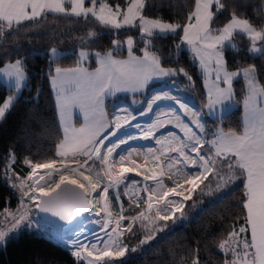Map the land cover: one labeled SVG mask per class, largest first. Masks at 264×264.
Here are the masks:
<instances>
[{"label":"snow or ice","instance_id":"6c2138e0","mask_svg":"<svg viewBox=\"0 0 264 264\" xmlns=\"http://www.w3.org/2000/svg\"><path fill=\"white\" fill-rule=\"evenodd\" d=\"M87 4L90 6H86V0H0V39H5V28L10 38L19 30L14 25L52 13L85 21L91 17L116 31L138 28L144 42L142 55L134 54L136 42L129 36L126 42L113 39L112 50L103 53L79 50L75 67L57 64L51 69L49 85L55 93L60 128L59 143L55 146L57 159L42 163L24 160L29 171L21 176L9 150L8 178L15 181L11 187L17 193L19 206L15 212L4 210L6 224L0 228V246L23 228H42L41 221L49 218L37 219L38 214L50 213L59 221L68 222L70 235L64 243L75 258L74 264H103L106 258L110 262L126 256L130 251L126 239L143 233V245L164 232L169 221L175 225L186 220V202L192 200L202 184L210 188L214 183L217 190H224L239 180L243 192L237 205L241 209L240 223L227 226L226 235L219 238L218 249L224 255L223 264H264V84L259 81L255 66L230 71L224 55L226 47H235L231 42L237 33L248 37L250 53L264 56V23L258 31L249 19L232 14L222 27H214L217 15L226 10L220 0H193L184 23L149 19L145 15L146 0H128L124 8L114 0H87ZM256 7L264 20V0ZM88 35L94 37L95 33ZM156 35L178 39L180 43L175 49L186 46L205 81L211 79L210 87L205 84L207 112L190 107L168 90L150 97L138 115L152 113L153 105L165 100L173 101L179 111L161 110L147 127L140 123L132 125L137 116L122 107L109 119L106 100L117 93L143 92L154 79L180 74L192 82V76L183 67L161 66L160 57L149 50ZM81 43L87 45L88 41L81 38ZM125 43L128 58L117 59L114 53L125 50ZM51 53L59 59L57 49L52 48ZM90 56L98 65L94 71L85 66ZM6 67L7 72L0 68V74L14 77L19 92L26 80L22 60ZM237 77L245 82L241 130L218 126L209 131L205 115L217 121L226 118L225 110L234 102L233 83ZM15 101L16 97L9 96L0 106V120ZM122 111L126 114L122 115ZM129 125L140 132L118 136ZM167 128L174 130L157 135V131ZM136 139L152 140L160 147L117 152ZM121 196H127V207ZM113 199L118 203L115 212ZM189 207H196L195 202ZM85 222L96 226L91 236L80 230ZM191 264L202 261L196 256Z\"/></svg>","mask_w":264,"mask_h":264},{"label":"trees","instance_id":"16d2710c","mask_svg":"<svg viewBox=\"0 0 264 264\" xmlns=\"http://www.w3.org/2000/svg\"><path fill=\"white\" fill-rule=\"evenodd\" d=\"M127 2L128 0H114L122 8L127 6ZM220 2L226 5V10L217 15L214 27H222L232 14H236L239 18L249 19L254 27L261 30L260 25L264 20L256 7L261 0ZM146 5L145 15L149 18L184 23L193 7V0H146ZM213 10L215 11V7ZM15 27L19 30L12 33L10 38L5 28V39H0V67L17 59L22 60L27 72V86L16 99L14 107L0 121V212L15 204L13 190L5 178L10 149L16 158L15 170L20 175L29 171L24 160L42 163L57 159L55 146L59 143L60 128L57 124L55 96L49 85L51 69L57 64L61 67L76 65L80 48L88 47L98 51L110 49L116 36L112 29L101 26L91 17L85 21L83 18L51 13L34 21H25L20 26L14 25ZM93 32L95 36L89 37L88 34ZM129 34L138 36V32L133 29L123 30L117 36L123 39ZM81 38L88 41L87 45L81 43ZM153 40V49L164 67H183L192 76L191 83L182 74L170 77L169 81L181 86L202 107L205 103L202 75L190 53L182 46L179 50L175 49L174 46L180 41L171 35H157ZM231 44L235 47L229 45L224 53L229 70L255 66L257 77L264 84V56L252 55L248 51L250 42L245 35L234 34ZM52 48L62 50L59 59H51ZM158 85L160 84L150 86L147 92ZM234 87L236 105L223 121L205 115L209 131H214L218 126L225 130H241L245 94L243 80L236 81ZM13 92V88L0 82V106ZM123 99L129 101L130 96L120 95L106 102L109 118L114 105ZM201 189L204 190L203 193ZM201 189L186 203V220L175 225L169 221V227L164 232L157 233L154 240L143 245L140 244L143 233L131 240L126 239L130 249L126 256L104 264H191L196 256H199L202 264H223L224 255L218 249L219 238L226 235L229 224L239 226L241 209L237 205L242 201V184L237 180L224 190H217L214 183L210 188L204 186ZM121 200L127 207V197L121 196ZM194 202L196 207L190 208ZM113 203L117 209L118 203L114 199ZM132 248L137 250L132 252ZM74 260L64 244L51 236L28 229L10 238L0 248V264H74Z\"/></svg>","mask_w":264,"mask_h":264},{"label":"rangeland","instance_id":"374dc122","mask_svg":"<svg viewBox=\"0 0 264 264\" xmlns=\"http://www.w3.org/2000/svg\"><path fill=\"white\" fill-rule=\"evenodd\" d=\"M86 6H90L89 4H87V0H86ZM214 7H215V6H214ZM49 14H50V13H49ZM51 14H52V13H51ZM61 15H62V14H61ZM148 18H149V17H148ZM149 19H159V18H149ZM241 19H244V18H241ZM159 20H161L162 22H166V23H168L167 21H164V20H162V19H159ZM131 29L136 30V31L138 32V36H135V35H131V34H129V35H126L123 39H120V38L117 36V35H118L119 33H121L123 30H131ZM257 30L259 31V29H257ZM112 31H113V32L115 33V35H116L113 39H119L121 42H126V40H127V38H128L129 36L133 37L134 41L136 42V43L134 44L133 52H134L135 55H142V51H140V49H142V48L144 47V42L142 41V39H141V37H140V31H139L138 28H123V29H120V30H118V31L112 29ZM234 34H237V33H234ZM242 35H244V34H242ZM156 36H157V35H156ZM158 36H162V35H158ZM245 36H246V35H245ZM246 37H247V36H246ZM247 38H248V37H247ZM154 44H155V43H154V40H153V38H152V45L150 46L149 50L152 51V52H154L157 56H159V55L154 51V49H153ZM257 46H260V42H258ZM112 47H113V46H112ZM112 47H111L110 49L106 50V51L112 50ZM182 48H185V49L190 53L191 57L193 58L191 52L187 49L186 46H183V45H182ZM249 48H250V47H249ZM55 49H57V48H55ZM79 50H84V51H87V52H97V51H98V50L90 49V48H88V47H83V48H80ZM57 52L59 53V56L62 55V53H63L62 50H60V49H57ZM98 52L103 53V52H105V51H98ZM251 54H252V53H251ZM114 55H115V57H116L117 59H127V58H128V55H127V51H126V43H125V50L119 52L118 54H117V53H114ZM252 55H254V54H252ZM255 55H258V54H255ZM50 57H51V59H55V58H56V57H54V56L52 55L51 51H50ZM193 60H194V59H193ZM15 61H16V60H15ZM15 61H13V62H9V63H6L4 66H2V67H0V68L5 69V72H7V67H6V66L15 63ZM195 62H196V61H195ZM196 63H197V65H198V68H199L200 73H201V75H202L203 87H204V94H205V92L207 91V87H210V86H211V79H208L207 81H205L204 76H203V72H202L201 68L199 67L198 62H196ZM23 64H24V63H23ZM75 66H76V65H74V66H72V67H75ZM85 66L88 67L89 71H94L95 68H96L98 65L96 64V62H95V61L92 59V57L90 56V57H89V63H88L87 65H85ZM161 66L164 67L162 64H161ZM238 70H240V69H238ZM230 71H237V70H230ZM24 73H25V76H26V80H25V82H24V86L22 87V89L19 90V92L15 89V78H14V77H11V78H10V77H8V76H6V75H4V74H0V81H1L2 83H4L7 87H9V88H13V89H14L13 94L10 95V96H12V97H16V99L22 94L23 89L27 86V72H26V70H25V67H24ZM169 79H170V77L162 78V79H154V80H152V81L149 82L148 86L143 90V92H138V93H124V92H122V93H117V94H116L115 96H113V97H110L109 99L106 100V102H107V101H112V100H114V98H117V97L120 96V95H129V96H130V100L127 101L126 99H123V100H121L120 102H117V103L114 105L112 111L110 112V118H109V119H111L112 114L117 110V108H120V107H122L123 105L130 107V108L132 109V111H133L135 114H138L142 109L145 108V105H146L148 99L150 98V96H151L152 94H155L156 91H158L160 88H163V90L160 91V92L167 91L169 88H170V89H173V90L176 92L177 95L183 97V100H184L186 103L193 104L196 108H198V109L202 108V109L205 110V112H207V109L204 108V105H203L202 107H200V106L196 103V99H195L194 97H192L190 94H188V93H187V92H186L181 86H179L178 84L169 81ZM239 79H242V78L237 77V78L234 80V83H235L236 81H238ZM242 80H243V79H242ZM243 82H244V80H243ZM234 83H233V88H234V91H235ZM156 84H160V85L151 88V90H149V91L147 92V90H148V88H149L150 86H152V85H156ZM205 84H207V87L205 86ZM244 86H245V83H244ZM52 90H53V89H52ZM53 94H54V96H55L54 90H53ZM140 94H143L142 97H140V96H134V95H140ZM235 95H236V94H235ZM132 96H134V97H132ZM8 97H9V96H8ZM8 97H7V98H8ZM204 104H205V103H204ZM2 105H3V104H2ZM235 105H236V103H235V98H234V102H233L231 105H229V106L227 107V109L225 110V114H228L229 112H231V111L235 108ZM242 106H243V105H242ZM172 108H174V107L171 106L170 103H169V104H168V103H163L161 106H159V107L156 108L154 114H158L159 111H161V110H162V111H165V110H169V109H172ZM6 114H7V113H6ZM154 114H152V116H150V118H149L150 121L153 120V119L155 118V115H154ZM5 116H6V115H5ZM152 118H153V119H152ZM211 118H215V117H211ZM3 119H4V118H3ZM3 119H2V120H3ZM2 120H0V121H2ZM204 120H205V117H204ZM169 130H174V129H171V128H170V129H164V130H162V131L157 132V135H158V136H162L164 133H166V132L169 131ZM139 132H140V129H138L137 131H132V132H129V131H123V132H122L121 134H119V135H123V134H125V133H128V134H138ZM119 135H118V136H119ZM147 146H154V147H158V148L160 147V146H155V145L153 144V141H152V140L136 139V140L130 141V143H129L128 145H123V146L121 147V149H118V150H117V152L119 153V152H121L122 150H123V151H127V150L130 149V148H136L137 150H142V149L146 148ZM9 175H10V174L7 172V169H6V171H5V178H6L7 182L9 183V185H10V187H11V185H12L13 183H15V181H12L11 179H9V178H8ZM19 175H20V174H19ZM21 176H23V175H21ZM165 183L171 185V181H169L168 179H165ZM205 184H207V181H205ZM204 186H205V185L202 184V185L200 186L199 189H201V187H204ZM11 188H12V187H11ZM199 189H197L196 192H198ZM12 190H13L14 197H15V204H14V206H12V207H7V208H5V209H8L9 211H13V212H15L16 209H17L18 206H19V201H18V198H17V193L15 192V190H14L13 188H12ZM196 192H195V193H196ZM195 193H193V195H194ZM193 195H192V197H193ZM111 196H112V193L110 192V197H111ZM126 197H127V196H126ZM186 203H187V202H186ZM112 207H113L114 212L118 210V208H117V209L115 208L114 203H113V200H112ZM117 207H118V205H117ZM5 209H4V210H5ZM4 210H2V211L0 212V228H3V227L5 226V224H6V221H5V219H4V214H3V213H4ZM37 212H38V210H37ZM177 214L179 215V213H177ZM39 218H40V217H39V215H38V216H37V219H39ZM41 223L43 224V227L40 228V229L23 228L21 231H23L24 229L34 230V231H36V232H38V233H42V234H45V235H47V236H51L53 239H55V240H57V241H59L60 243H62V244L65 245L64 241L68 239L70 233H68L67 235H63V236L61 237V239H60V238H58L59 235H57L59 231H57L55 228H53L49 223H45V222H43V221H41ZM76 227L79 228V225H77ZM95 228H96V226H95L94 224H88L87 222H85L84 227H83V228H80V230H81V231H87L88 234H89V236H91V233H92V231H93ZM21 231H20V232H21ZM20 232H19V233H20ZM19 233H18V234H19ZM18 234H13L10 238H12V237H14V236H16V235H18ZM3 246H4V245L0 246V248L3 247ZM104 263H107V258H106V262H103V264H104Z\"/></svg>","mask_w":264,"mask_h":264},{"label":"bare ground","instance_id":"6f19581e","mask_svg":"<svg viewBox=\"0 0 264 264\" xmlns=\"http://www.w3.org/2000/svg\"><path fill=\"white\" fill-rule=\"evenodd\" d=\"M162 90H163V88H160L158 91H156L155 94L161 93L160 91H162ZM168 90H170L172 94L177 95L176 92H175L173 89H170V88H169ZM168 90H167V91H168ZM155 94H152L150 97H152V96L155 95ZM177 96H179V95H177ZM179 97L183 100V97H182V96H179ZM148 101H149V99H148ZM148 101H147V102H148ZM163 103H168V104L170 103L171 106H173L175 109H177V111H179L178 106L175 105V103H174L173 101H171V100L158 101V102H157L158 105H153V112H152V113H147V114L144 115V116H139L138 114H135V113L132 111V109H131L130 107H128V106L123 105L122 108L125 109L126 112H130L132 115H136V116H137V119H136V120L131 121V124H132V125H134V124H136V123H140V125H141L142 127H147V126H148V123L150 122V120H149L150 116H152V114H154L156 108L159 107V106H161ZM187 104H188L190 107H195L193 104H190V103H187ZM120 108H121V107H120ZM195 108H196V107H195ZM165 111H167V110H165ZM126 112H125V111H122L121 114H122V115H123V114H126ZM152 119H153V118H152ZM154 119H155V118H154ZM154 119L151 120V121H154ZM167 129H170V128H167ZM137 130H138V129L132 128V127L129 125V126H126L124 129H122L121 132L118 133V135L121 134L123 131H129V132H132V131H137ZM162 130H164V129H161V130H159V131H162ZM159 131H157V132H159ZM114 139H115V138H114ZM41 174H43V172H42ZM57 235H59L58 238L61 239V237H62L63 235H67V234H63V233L58 232Z\"/></svg>","mask_w":264,"mask_h":264},{"label":"water","instance_id":"95a60500","mask_svg":"<svg viewBox=\"0 0 264 264\" xmlns=\"http://www.w3.org/2000/svg\"><path fill=\"white\" fill-rule=\"evenodd\" d=\"M39 217H48L49 220L43 221L45 223H49L53 228H55L57 231L63 234H68L70 233L68 229V222L66 221H59L58 217H52L50 213L44 214V213H39Z\"/></svg>","mask_w":264,"mask_h":264},{"label":"crops","instance_id":"0c3cea01","mask_svg":"<svg viewBox=\"0 0 264 264\" xmlns=\"http://www.w3.org/2000/svg\"><path fill=\"white\" fill-rule=\"evenodd\" d=\"M1 82V81H0ZM245 83V82H244ZM200 109H202V108H200ZM202 110H204V109H202ZM205 111V110H204ZM206 113V112H205ZM243 115H244V113H243ZM205 121V120H204Z\"/></svg>","mask_w":264,"mask_h":264}]
</instances>
